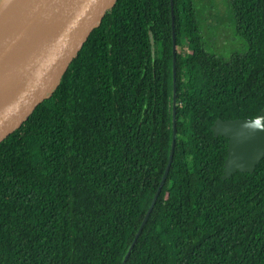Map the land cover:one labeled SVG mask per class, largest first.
<instances>
[{
    "label": "trees",
    "instance_id": "trees-1",
    "mask_svg": "<svg viewBox=\"0 0 264 264\" xmlns=\"http://www.w3.org/2000/svg\"><path fill=\"white\" fill-rule=\"evenodd\" d=\"M229 3L248 50L224 59L193 0L116 1L0 139V264H121L170 155L172 17L175 146L125 264H264V157L222 180L228 140L211 130L264 108V0Z\"/></svg>",
    "mask_w": 264,
    "mask_h": 264
},
{
    "label": "water",
    "instance_id": "water-1",
    "mask_svg": "<svg viewBox=\"0 0 264 264\" xmlns=\"http://www.w3.org/2000/svg\"><path fill=\"white\" fill-rule=\"evenodd\" d=\"M117 0H8L0 6V139L60 84L69 62ZM172 9V2H171ZM172 17V143L159 187L121 264L129 254L163 186L176 137L175 36ZM151 47L152 34H149ZM215 137L228 140L222 180L252 173L264 157V108L251 119H217Z\"/></svg>",
    "mask_w": 264,
    "mask_h": 264
},
{
    "label": "rangeland",
    "instance_id": "rangeland-1",
    "mask_svg": "<svg viewBox=\"0 0 264 264\" xmlns=\"http://www.w3.org/2000/svg\"><path fill=\"white\" fill-rule=\"evenodd\" d=\"M205 48L224 59L248 50L247 41L236 30L229 0H193Z\"/></svg>",
    "mask_w": 264,
    "mask_h": 264
},
{
    "label": "bare ground",
    "instance_id": "bare-ground-1",
    "mask_svg": "<svg viewBox=\"0 0 264 264\" xmlns=\"http://www.w3.org/2000/svg\"><path fill=\"white\" fill-rule=\"evenodd\" d=\"M5 1L7 2L8 0H0V6H1Z\"/></svg>",
    "mask_w": 264,
    "mask_h": 264
}]
</instances>
